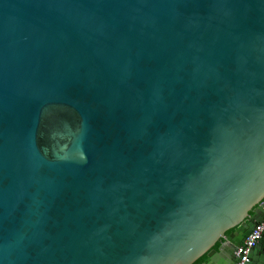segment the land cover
<instances>
[{"label": "water", "instance_id": "95a60500", "mask_svg": "<svg viewBox=\"0 0 264 264\" xmlns=\"http://www.w3.org/2000/svg\"><path fill=\"white\" fill-rule=\"evenodd\" d=\"M263 219L264 0H0V264H237Z\"/></svg>", "mask_w": 264, "mask_h": 264}, {"label": "built area", "instance_id": "2783aa9c", "mask_svg": "<svg viewBox=\"0 0 264 264\" xmlns=\"http://www.w3.org/2000/svg\"><path fill=\"white\" fill-rule=\"evenodd\" d=\"M263 234H264V219L254 225L253 229L245 237L243 242L236 248L235 256L238 259L237 264L249 263L250 250L259 243Z\"/></svg>", "mask_w": 264, "mask_h": 264}, {"label": "trees", "instance_id": "16d2710c", "mask_svg": "<svg viewBox=\"0 0 264 264\" xmlns=\"http://www.w3.org/2000/svg\"><path fill=\"white\" fill-rule=\"evenodd\" d=\"M249 215H252V212L249 213ZM236 230V228H232L228 231L225 232V237H227L228 235H230L231 233H233L234 231ZM224 242V239L221 238L219 240V242L212 248V249H215L217 250ZM206 260V255L202 256L198 261H196L194 264H203Z\"/></svg>", "mask_w": 264, "mask_h": 264}]
</instances>
